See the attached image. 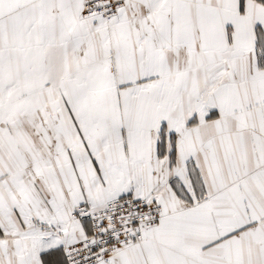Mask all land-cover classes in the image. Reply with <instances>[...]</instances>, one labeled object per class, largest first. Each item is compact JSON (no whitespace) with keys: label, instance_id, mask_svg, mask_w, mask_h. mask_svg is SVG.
<instances>
[{"label":"snow or ice","instance_id":"snow-or-ice-1","mask_svg":"<svg viewBox=\"0 0 264 264\" xmlns=\"http://www.w3.org/2000/svg\"><path fill=\"white\" fill-rule=\"evenodd\" d=\"M0 264H264V0H0Z\"/></svg>","mask_w":264,"mask_h":264}]
</instances>
